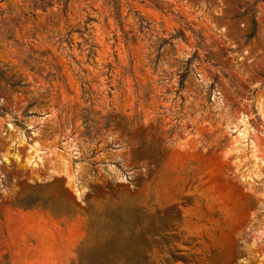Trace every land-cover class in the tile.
I'll list each match as a JSON object with an SVG mask.
<instances>
[{
    "label": "rangeland",
    "instance_id": "374dc122",
    "mask_svg": "<svg viewBox=\"0 0 264 264\" xmlns=\"http://www.w3.org/2000/svg\"><path fill=\"white\" fill-rule=\"evenodd\" d=\"M264 264V0H0V264Z\"/></svg>",
    "mask_w": 264,
    "mask_h": 264
},
{
    "label": "crops",
    "instance_id": "0c3cea01",
    "mask_svg": "<svg viewBox=\"0 0 264 264\" xmlns=\"http://www.w3.org/2000/svg\"><path fill=\"white\" fill-rule=\"evenodd\" d=\"M36 229L26 228V234L16 239L12 229L8 234V247L20 252L33 251L29 255L34 262H56L63 264L69 258L77 243L73 226L60 227L58 222L50 219L46 223L35 224Z\"/></svg>",
    "mask_w": 264,
    "mask_h": 264
}]
</instances>
